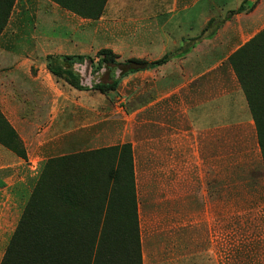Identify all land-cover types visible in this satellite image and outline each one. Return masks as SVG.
<instances>
[{
  "label": "crops",
  "instance_id": "0c3cea01",
  "mask_svg": "<svg viewBox=\"0 0 264 264\" xmlns=\"http://www.w3.org/2000/svg\"><path fill=\"white\" fill-rule=\"evenodd\" d=\"M46 1L49 16L70 13L81 20H96L82 18L53 1ZM110 1L106 0L103 11L108 9ZM124 1L113 0L114 11L124 12L127 4ZM243 1L248 2L246 11L230 15L211 38L202 39L188 53L176 57L177 67L170 72L175 89L167 93L165 104L153 107L146 116L143 136L130 131L128 144L132 148L142 264H264V251L247 253V242H250H246L247 231H234L232 223L229 228H217L216 191L211 195V190L218 188L249 190L256 187L258 180L264 182L255 123L228 62L235 51L264 30V0ZM251 1L253 4L249 5ZM198 2L181 10L183 14L192 15V20L180 26L179 40L189 39L187 44L201 34ZM38 25L42 23L36 24V28ZM191 28L199 29L198 33L192 34ZM31 41L33 60L40 62L35 74L25 69L21 54L0 46V112L21 139L27 156L24 161L0 145V200H18L22 206L36 185L45 161L79 153L80 148L89 143L84 117L75 116L73 112L74 108L83 107L62 101L58 107V100L42 98L62 85L47 68V56L88 54L57 53L55 40L44 36L32 37ZM39 57L42 60H36ZM83 65L90 72L87 63L77 64L73 70ZM160 67H169V62ZM102 71L105 72L102 69L100 73ZM118 74L119 71H115V75ZM59 140L66 150L56 155ZM136 148L144 151V172L150 181L141 196L136 166V156L140 153ZM32 162V166H25ZM188 205L193 206V224L198 223L199 227L186 228ZM197 206L204 209L197 212ZM146 209L151 227L153 225L154 229L159 221L161 232L172 241L154 246L149 252L143 246L140 224ZM198 213L200 218L196 220ZM227 217L232 221L233 214L225 213V221ZM205 221L208 227H201Z\"/></svg>",
  "mask_w": 264,
  "mask_h": 264
},
{
  "label": "rangeland",
  "instance_id": "374dc122",
  "mask_svg": "<svg viewBox=\"0 0 264 264\" xmlns=\"http://www.w3.org/2000/svg\"><path fill=\"white\" fill-rule=\"evenodd\" d=\"M194 1L196 0H125L124 2L127 3L125 11L116 12L111 0L108 9L103 11L98 19L81 20L70 13L49 16L46 0H14L7 25L0 37V46L6 51L21 54L23 61L26 62L25 69H29L32 74L38 71L40 62L33 60L31 40L32 37L38 36L54 39L57 53L88 54L95 62L97 52L103 49L111 50L119 62L131 58L151 62L165 54H172L173 57L168 61L169 67H157L128 75L119 80L115 91L105 94L98 91H81L79 88L90 86L95 81L108 82L107 73L102 71L103 73L92 77L85 65L77 66L72 72L58 73L54 76L62 85L42 96L43 99L58 100V107L61 101L74 107H83L73 109L74 115L84 117L83 124L87 125L89 143L84 148H80L81 150L78 148L79 153L117 146L124 142L128 143L130 131L142 133L143 136L146 116L151 114L153 107L159 108L161 104H165L168 100L167 93L175 89V84L174 87L171 84L174 77L170 76V72L177 67L176 57H182L199 42L183 53L189 39L179 40L182 34L180 26L192 20V15L183 14L181 10H184V7L188 8ZM197 1H200L198 4L201 8L200 20L197 18L200 21V31L207 26L202 39L211 38L221 23L230 15H234L231 12L242 2V0ZM148 4L151 8L147 7ZM251 4L252 1L249 5ZM40 22L42 26L38 25L39 27L36 28V24ZM56 27L58 28L55 29ZM198 30L189 29L192 34H197ZM209 34H212L211 37L204 38ZM36 60H42V57ZM98 133L99 137H97ZM55 149L56 155L65 153L62 140L57 141ZM136 149L140 153L136 152L138 154L136 166L140 181L138 192L141 196L147 191L150 181L144 172V151L140 152V148ZM76 160L78 159H74ZM33 164V162L26 163L25 166ZM213 191H216L217 199L215 208L217 228H229L232 223L234 231L243 229L249 234L246 238V242L250 241L247 242L246 249H249L247 253L260 254L264 251V237L258 236V234L264 235V182L258 180L256 187L249 190L218 188L211 190V195ZM23 207L24 205L22 206L18 200L7 201L5 198L0 200V254L16 226ZM187 207L189 211L186 212V228L199 227L198 223L193 224V206ZM200 207H196L197 212L199 209H204V206ZM212 210H214L213 206L211 212ZM225 213L227 216L233 214L232 221L228 217L225 221ZM148 216L146 209L140 224L143 246L149 252L154 246L172 241L170 242L169 235L165 236V233L161 232L162 226L160 227L159 221L154 225V229L153 225L151 227ZM199 218L198 213L196 220ZM204 226L208 227L207 221L205 225H201ZM155 227L158 234L155 233Z\"/></svg>",
  "mask_w": 264,
  "mask_h": 264
},
{
  "label": "trees",
  "instance_id": "16d2710c",
  "mask_svg": "<svg viewBox=\"0 0 264 264\" xmlns=\"http://www.w3.org/2000/svg\"><path fill=\"white\" fill-rule=\"evenodd\" d=\"M72 13L98 19L106 0H50ZM14 0H0V34ZM243 1L231 14L246 11ZM190 40L183 53L203 38ZM209 34L205 37H210ZM172 54L148 62H119L109 49L89 55H52V76L87 63L92 76L105 70L108 82L81 91H115L123 77L166 64ZM245 94L264 164V30L229 58ZM119 71L116 76L115 71ZM0 145L26 161L23 143L0 112ZM74 159H78L74 161ZM0 264H142L132 148L128 143L48 159L41 167Z\"/></svg>",
  "mask_w": 264,
  "mask_h": 264
}]
</instances>
